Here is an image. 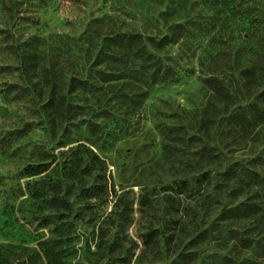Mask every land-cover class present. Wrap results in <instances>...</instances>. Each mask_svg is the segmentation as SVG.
<instances>
[{
  "label": "rangeland",
  "instance_id": "rangeland-1",
  "mask_svg": "<svg viewBox=\"0 0 264 264\" xmlns=\"http://www.w3.org/2000/svg\"><path fill=\"white\" fill-rule=\"evenodd\" d=\"M201 4L0 0V259L47 242L60 264H264V192L223 180L234 162L264 178V123L251 114L264 85L241 80L208 37L153 50L173 82L146 86L130 79L132 63L94 62L110 33L171 36L203 6L209 13ZM108 67L125 78L93 94L70 88L72 78ZM66 93L69 109L58 115L49 105ZM76 148L102 160L91 164L92 177L66 176ZM57 166L72 208L62 219L49 195ZM182 182L191 185L184 194ZM246 204L256 211L228 214ZM151 229L160 243L145 247Z\"/></svg>",
  "mask_w": 264,
  "mask_h": 264
},
{
  "label": "trees",
  "instance_id": "trees-1",
  "mask_svg": "<svg viewBox=\"0 0 264 264\" xmlns=\"http://www.w3.org/2000/svg\"><path fill=\"white\" fill-rule=\"evenodd\" d=\"M203 6L196 17L187 18L173 27L171 36L162 38L145 37L137 32H113L104 39V44L95 53L96 66L100 64H128L130 67V79L138 78L146 86H154L161 83L173 82L174 73L171 66L155 54V50H161L170 43H177L180 39L193 37H208L210 43H216L222 49V55L228 56L231 68L237 67V73L241 80L251 84L264 85V0H200ZM231 40H241V44L232 46ZM226 44V45H224ZM231 45V46H229ZM154 50V51H153ZM225 53H228L226 55ZM219 52L216 57L220 56ZM112 70L111 73L109 71ZM114 69L108 67L95 71L94 75L84 79L72 78L69 86L73 91H81L85 94H93L100 83L125 78L124 75H116ZM138 76V77H137ZM51 76L49 77V81ZM205 84L215 93L219 94L224 84L218 78H208ZM53 88L55 84L51 81ZM260 103L252 105L251 114L256 121L264 123V88L258 95ZM67 93L61 94L58 100L50 103L58 115L65 114L69 107ZM92 130L94 126L90 127ZM80 147V146H77ZM77 148L72 149L71 174H61L59 166L54 168L58 179L52 182L50 189V203L53 204L55 215L65 217V212L72 210L68 198L63 194L62 188L65 181L60 178L65 174L68 179H77L84 176L92 177L91 164L94 160L103 163L91 150L90 155L81 157L77 154ZM79 175V177H78ZM224 182L236 187H249L253 190L264 192V178L258 171L241 162L232 163L223 174ZM189 182H182L179 193L184 194L189 190ZM29 189V184H28ZM256 192V193H257ZM44 198L45 194L40 193ZM243 206V207H242ZM255 205H240L231 209L228 214L239 217L256 211ZM245 207V208H244ZM124 219V218H123ZM161 232L159 229H151L141 236L145 247L158 245ZM40 252L24 247L13 261L0 259V264H36L37 259H43L45 264H60V253L55 247H48V243H39Z\"/></svg>",
  "mask_w": 264,
  "mask_h": 264
}]
</instances>
